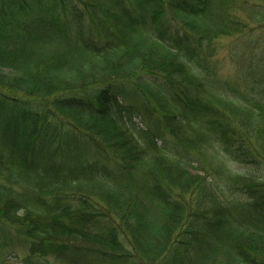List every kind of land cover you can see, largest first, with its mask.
Wrapping results in <instances>:
<instances>
[{
    "label": "trees",
    "instance_id": "16d2710c",
    "mask_svg": "<svg viewBox=\"0 0 264 264\" xmlns=\"http://www.w3.org/2000/svg\"><path fill=\"white\" fill-rule=\"evenodd\" d=\"M0 112L20 264H264V0H0Z\"/></svg>",
    "mask_w": 264,
    "mask_h": 264
},
{
    "label": "rangeland",
    "instance_id": "374dc122",
    "mask_svg": "<svg viewBox=\"0 0 264 264\" xmlns=\"http://www.w3.org/2000/svg\"><path fill=\"white\" fill-rule=\"evenodd\" d=\"M238 35L234 36H223L217 40L218 54L217 58L221 67V75L230 78L236 77V60L238 47L241 45L242 48L249 47L246 43H242V40H238ZM246 64V62H243ZM8 113V110H7ZM157 113V112H156ZM1 115V112H0ZM156 115V114H155ZM156 116H159L158 114ZM156 118V117H155ZM55 133L62 134V130L53 129ZM73 133V129H69L67 133ZM5 233L8 235L5 238H0V261L4 264H20L23 256L26 254L25 241L23 235H19L18 230L12 225L5 223L3 225ZM59 254V253H58ZM52 261L54 264H74L67 261L63 257L53 256ZM69 262V263H68Z\"/></svg>",
    "mask_w": 264,
    "mask_h": 264
}]
</instances>
